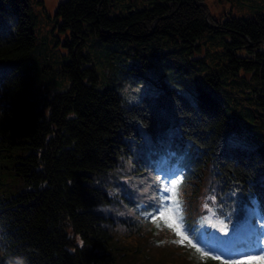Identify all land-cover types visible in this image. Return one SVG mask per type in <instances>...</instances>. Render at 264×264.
<instances>
[{"label":"trees","instance_id":"trees-1","mask_svg":"<svg viewBox=\"0 0 264 264\" xmlns=\"http://www.w3.org/2000/svg\"><path fill=\"white\" fill-rule=\"evenodd\" d=\"M29 2L0 0V264H200L156 230L169 185L207 251L226 264L264 258V143L230 141L254 125L200 85L183 94L158 68L182 50L203 61V37L222 39L205 78L261 120L264 12L221 19L205 0H64L55 15L66 50L37 59L33 78ZM92 39L128 45L122 53L138 64L130 83L158 89L131 104L98 88ZM54 73L65 90L30 95Z\"/></svg>","mask_w":264,"mask_h":264},{"label":"rangeland","instance_id":"rangeland-1","mask_svg":"<svg viewBox=\"0 0 264 264\" xmlns=\"http://www.w3.org/2000/svg\"><path fill=\"white\" fill-rule=\"evenodd\" d=\"M62 1L64 0H30L29 2L31 29L35 36V50L32 55V62L25 67L24 71L33 78L37 76V59H39L38 63L48 56L54 60L60 53L66 50L62 45L64 34L57 27L55 15L56 8ZM205 3L208 12L212 16L221 17V19L227 18L229 15L247 18L257 12H264V0H205ZM203 42V55H207L203 61H200L201 55L198 53L189 54L186 50H182L174 55L175 59L171 56L160 62V64L168 67L163 68L158 65V68L166 74V82L172 84L186 95L196 94L198 90L195 86L200 85L211 94L222 96L226 113L231 119L235 116L240 117V119L254 125V127L247 125L240 126L239 132L235 131L230 137V141L232 143L237 141L238 144L244 146H250L254 144V141L264 143V127L260 123L261 120L264 121V117L261 120H253L242 105L237 104L236 100L229 98L223 91L216 90L205 78L208 72V65H205V62L208 61V53L214 49L221 48L223 40L212 36H205L203 37ZM127 48L128 45L105 44L92 39L88 41L86 50L90 53L92 62L98 72L99 81L97 87L102 89L106 87L113 88L124 101L133 104L138 102L140 96L153 94L158 89V85L142 84L140 81L136 85L130 83L138 74L135 70L130 69L137 68L138 64L134 61L133 57L122 53ZM171 48L178 49L179 46L176 44L172 45ZM51 66L55 69L57 68L56 64H52ZM149 76H153V73H150ZM41 78L38 83L33 81L34 83L30 87V95L37 96V99L41 98L42 93H46L45 86H47L50 92H54L63 91L69 85V81L58 73L49 74L48 77L42 76ZM223 88H230V91H238V87H232L231 85H223ZM239 95L244 96L245 93L240 91ZM245 107L249 108L250 105ZM169 190L171 193H169L168 202L161 212L171 210V215L168 217L167 222L159 219L156 223V230H162L163 232L162 245L168 244L170 247L187 249L192 255V259L200 264L208 262L210 258L212 260L210 263L226 264L228 259L220 256L215 257L216 255L207 251L205 246L194 239L190 231L185 228L184 222L179 217L178 206L175 202H172L173 186L169 185ZM160 213L156 216L159 217ZM169 224L173 225V227H169ZM177 227L183 236L177 235L175 231ZM261 260H264L262 256L258 259L246 260V264H263V262H260ZM236 264H239V262Z\"/></svg>","mask_w":264,"mask_h":264},{"label":"snow or ice","instance_id":"snow-or-ice-1","mask_svg":"<svg viewBox=\"0 0 264 264\" xmlns=\"http://www.w3.org/2000/svg\"><path fill=\"white\" fill-rule=\"evenodd\" d=\"M170 215H171V210H168V211H166V212H161L158 218H159V219H163V220H165V222H167V219H168V217H169ZM169 227H173V225L169 224ZM175 231H176V233H177L178 236H183L182 232H180V230H179L178 227L175 228ZM185 239H186V238H185ZM248 259H249V260H251V259H255V257H248ZM239 264H246V261L241 260V261L239 262Z\"/></svg>","mask_w":264,"mask_h":264}]
</instances>
